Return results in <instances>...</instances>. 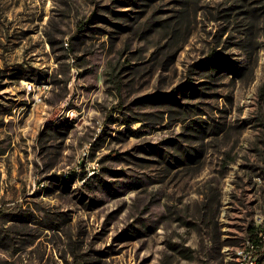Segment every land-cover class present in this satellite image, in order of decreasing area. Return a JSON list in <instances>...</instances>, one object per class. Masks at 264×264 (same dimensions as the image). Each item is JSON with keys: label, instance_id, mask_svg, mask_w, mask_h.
<instances>
[{"label": "rangeland", "instance_id": "rangeland-1", "mask_svg": "<svg viewBox=\"0 0 264 264\" xmlns=\"http://www.w3.org/2000/svg\"><path fill=\"white\" fill-rule=\"evenodd\" d=\"M259 234L264 0H0V264H235Z\"/></svg>", "mask_w": 264, "mask_h": 264}, {"label": "built area", "instance_id": "built-area-1", "mask_svg": "<svg viewBox=\"0 0 264 264\" xmlns=\"http://www.w3.org/2000/svg\"><path fill=\"white\" fill-rule=\"evenodd\" d=\"M41 88L43 87H29V84H27V90L29 92L39 91ZM259 240H264L262 234H259L255 239H247L240 245L239 250L243 253L245 264H255V256L260 254L256 252V243H258Z\"/></svg>", "mask_w": 264, "mask_h": 264}, {"label": "bare ground", "instance_id": "bare-ground-1", "mask_svg": "<svg viewBox=\"0 0 264 264\" xmlns=\"http://www.w3.org/2000/svg\"><path fill=\"white\" fill-rule=\"evenodd\" d=\"M29 87H36V84H34L33 82L29 83ZM38 87H41V86H38ZM239 248L240 246L236 247L233 252V261L235 262V264H245L243 253H241V250H239ZM259 248H260L259 245L256 243V252H259L260 254L255 256V264H259L260 257L264 255V248L261 251Z\"/></svg>", "mask_w": 264, "mask_h": 264}, {"label": "trees", "instance_id": "trees-1", "mask_svg": "<svg viewBox=\"0 0 264 264\" xmlns=\"http://www.w3.org/2000/svg\"><path fill=\"white\" fill-rule=\"evenodd\" d=\"M250 239H255V236L253 237V238H250ZM264 243V240H259V242L257 243L258 245H259V249H260V251L264 248L263 246H262V244Z\"/></svg>", "mask_w": 264, "mask_h": 264}]
</instances>
